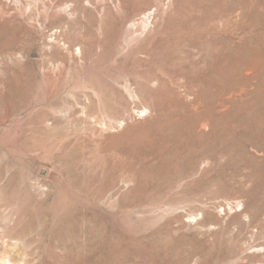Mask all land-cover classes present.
<instances>
[{"label":"rangeland","instance_id":"rangeland-1","mask_svg":"<svg viewBox=\"0 0 264 264\" xmlns=\"http://www.w3.org/2000/svg\"><path fill=\"white\" fill-rule=\"evenodd\" d=\"M0 264H264V0H0Z\"/></svg>","mask_w":264,"mask_h":264}]
</instances>
